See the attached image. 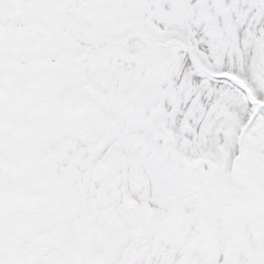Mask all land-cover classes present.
Instances as JSON below:
<instances>
[{"label":"snow or ice","instance_id":"snow-or-ice-1","mask_svg":"<svg viewBox=\"0 0 264 264\" xmlns=\"http://www.w3.org/2000/svg\"><path fill=\"white\" fill-rule=\"evenodd\" d=\"M0 264H264V0H0Z\"/></svg>","mask_w":264,"mask_h":264}]
</instances>
